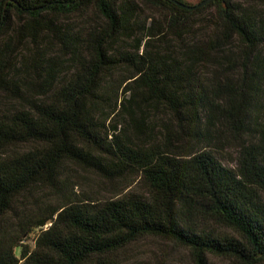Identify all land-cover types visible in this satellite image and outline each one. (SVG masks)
<instances>
[{
  "label": "trees",
  "instance_id": "obj_1",
  "mask_svg": "<svg viewBox=\"0 0 264 264\" xmlns=\"http://www.w3.org/2000/svg\"><path fill=\"white\" fill-rule=\"evenodd\" d=\"M141 1L167 22L143 25L134 0H0V88L23 101L0 115V264H117L118 251L148 235L190 248L195 264H208L209 253L264 264V0ZM90 8L106 25L84 40L60 17ZM212 9L219 19L211 35L172 43ZM134 27L141 35L133 47L114 46ZM44 33L63 51L37 50L18 72L27 41ZM121 70L130 80L122 96L114 76ZM117 109L140 133L138 112L149 110H164L181 131L144 140L128 125L106 124ZM221 125L238 135L236 166L213 143ZM178 133L198 149L180 150ZM19 144L33 146L10 151ZM64 159L108 178L138 173L150 198L79 200L6 230L19 197L55 185ZM210 221L239 237L205 227Z\"/></svg>",
  "mask_w": 264,
  "mask_h": 264
},
{
  "label": "rangeland",
  "instance_id": "obj_2",
  "mask_svg": "<svg viewBox=\"0 0 264 264\" xmlns=\"http://www.w3.org/2000/svg\"><path fill=\"white\" fill-rule=\"evenodd\" d=\"M139 10L138 21L143 25L150 26L154 21L163 25L167 22L169 15L161 9L141 0H134ZM192 4H197L200 0H189ZM260 11L264 14V4L260 5ZM218 12L215 9L195 16L191 27L184 31L181 36H174L171 41L173 44L193 42L195 40L207 38L216 28ZM64 27H67L72 34H77L86 40L100 31L105 25V19L93 8L81 13L70 16L60 17ZM141 35L134 27L129 37L120 39L114 43L116 47L131 48L136 43V38ZM1 42V41H0ZM16 61L18 72L24 73L27 69L28 60L37 54V50L48 51L52 55L62 52V45L59 39L52 33H44L39 43L27 41ZM122 71V70H121ZM116 71L114 76L119 78L121 96L130 80L124 81L128 74L125 71ZM35 73L24 74V77L33 76ZM19 80H22L20 78ZM118 86V85H117ZM23 101L13 96L11 93L0 88V115L9 110L22 105ZM118 109L111 113L107 119L108 125L118 122L119 129L123 130L125 125L133 136H142L144 140L155 138L164 140L168 130L173 134L181 131L170 114L164 110H149L138 112V120L141 122L146 134L140 133L135 126H130L129 118L118 116ZM263 122L258 127L262 128ZM175 138L180 150L192 152L200 146L198 142L187 135L178 133ZM238 135L231 128L221 125L214 133L213 143L219 144L220 158L225 164L236 166L234 159L238 155L239 140ZM32 144H19L10 151H23L32 148ZM223 146V147H222ZM138 193L150 198V188L144 178L138 173H126L114 178L105 177L96 172L93 168L80 164L71 159H64L60 167V179L55 185H37L31 190L22 194L16 201L15 208L6 216L4 220L5 229L8 231L19 230L20 224L27 220V216L33 217L40 213L50 211L61 204L75 201H85L100 203L107 200L121 199L129 194ZM205 227L216 228L220 232L229 233L239 237L231 229L222 226L214 221L204 224ZM31 241V239H30ZM117 264H195V259L190 248L180 245L170 239L148 235L144 236L124 249L118 251L113 257ZM208 264H240L233 258L219 256L209 253L207 255Z\"/></svg>",
  "mask_w": 264,
  "mask_h": 264
},
{
  "label": "water",
  "instance_id": "obj_3",
  "mask_svg": "<svg viewBox=\"0 0 264 264\" xmlns=\"http://www.w3.org/2000/svg\"><path fill=\"white\" fill-rule=\"evenodd\" d=\"M183 6H185V5H183ZM186 7V6H185Z\"/></svg>",
  "mask_w": 264,
  "mask_h": 264
}]
</instances>
